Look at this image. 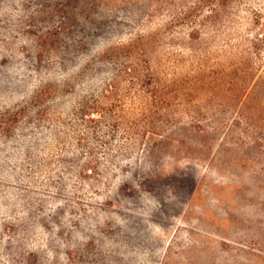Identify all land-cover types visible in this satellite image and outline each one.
I'll return each instance as SVG.
<instances>
[{"label":"rangeland","instance_id":"obj_1","mask_svg":"<svg viewBox=\"0 0 264 264\" xmlns=\"http://www.w3.org/2000/svg\"><path fill=\"white\" fill-rule=\"evenodd\" d=\"M0 264H264V0H0Z\"/></svg>","mask_w":264,"mask_h":264}]
</instances>
